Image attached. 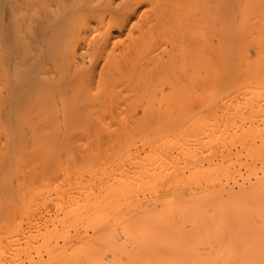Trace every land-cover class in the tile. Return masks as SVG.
Masks as SVG:
<instances>
[{
	"label": "bare ground",
	"instance_id": "6f19581e",
	"mask_svg": "<svg viewBox=\"0 0 264 264\" xmlns=\"http://www.w3.org/2000/svg\"><path fill=\"white\" fill-rule=\"evenodd\" d=\"M0 264H264V0H0Z\"/></svg>",
	"mask_w": 264,
	"mask_h": 264
}]
</instances>
